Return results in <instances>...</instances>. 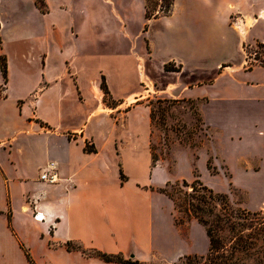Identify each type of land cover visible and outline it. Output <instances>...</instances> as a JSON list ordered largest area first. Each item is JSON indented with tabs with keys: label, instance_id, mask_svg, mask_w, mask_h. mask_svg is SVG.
<instances>
[{
	"label": "crops",
	"instance_id": "obj_1",
	"mask_svg": "<svg viewBox=\"0 0 264 264\" xmlns=\"http://www.w3.org/2000/svg\"><path fill=\"white\" fill-rule=\"evenodd\" d=\"M44 3L45 12L35 10L48 35L64 25L67 8ZM139 4L143 33L132 31L129 14L117 15L115 29L105 36L92 15H82L76 27L70 19V43L57 38L39 52L38 86L25 100L10 95L11 64L5 61L0 264H29L26 253L34 264H117L68 251L67 243L141 263L206 254V234L201 245L191 230L187 240L175 227L173 239L165 235L151 191L167 178L162 165L152 163L150 108L130 102L143 94L135 91L139 78L147 96L153 87L155 95L195 100L214 139L241 149L249 171L264 176V67L246 70L243 50L264 44V0H174L169 15L150 20L144 17V0H135ZM22 35L12 34L16 54ZM141 36L146 52L137 54ZM97 46L101 49L93 51ZM167 64L179 71H165ZM99 73L115 107L103 103ZM87 144L94 153L84 151ZM50 168L57 176L54 184L39 178Z\"/></svg>",
	"mask_w": 264,
	"mask_h": 264
},
{
	"label": "rangeland",
	"instance_id": "obj_2",
	"mask_svg": "<svg viewBox=\"0 0 264 264\" xmlns=\"http://www.w3.org/2000/svg\"><path fill=\"white\" fill-rule=\"evenodd\" d=\"M51 1L63 4L67 8V18L63 21V26L51 30V33L47 35L46 25L35 10L36 6L41 12L46 11L44 0H0V23L3 25L0 31V57L11 64L10 95L20 100H25L36 85L38 86L37 80L42 66L39 52L47 49L51 42L58 40L57 38L64 39V43H70L69 27L66 24L70 19L76 27L75 25H80L82 15L83 17L92 15L97 18L98 31L104 34L115 29L117 15L127 16L129 14L132 31L136 32L138 29V33L145 31L146 24L140 28L143 22L142 8L140 4L135 6V0H113L112 3L107 0ZM121 5L127 9L128 13L124 12ZM145 5L146 0L143 5L144 12ZM166 6L167 3L163 0H148L146 9L151 14L159 13L161 16ZM88 23L92 24V21L89 19ZM122 26L120 25V30H123ZM90 30L85 29L84 31L90 32ZM125 30L127 31V28ZM16 31L23 34L18 54H16L12 37ZM37 34L40 35L41 41L37 39ZM141 38L136 43L137 54L146 52V40L142 36ZM76 42L75 48L79 49L80 44ZM96 49H101V47H94L93 51ZM243 50L246 53L245 67L257 66L259 63L255 58L264 62V50L257 47L255 43L243 45ZM138 63H140L139 60ZM103 78V74L99 73L98 81L102 91ZM138 80L135 82V91L143 94L135 98L137 101L131 100L130 102L131 106L136 103L145 104L150 108L152 130L150 151L151 155L162 165V173L167 178L166 184L157 189L151 188V191L156 194L153 202L158 209L168 240L173 239V228L175 227L184 240L188 239L191 230L195 241L201 245L205 232L194 220L183 225L175 224L177 214L173 204L160 192L161 189H168L167 184H181L182 181L190 184L199 179L215 193L226 194L233 206L251 213L264 214V176L249 171L251 168L248 161L241 157L243 153L241 149L230 150L220 138L221 142L214 139L213 133L204 126L199 116L198 103L195 100L176 99L159 93L155 95L153 87H151L150 96H147L144 92L147 90L145 81H141L140 78ZM104 82L106 85L105 78ZM103 103L106 107L117 105V102L112 100L109 91L108 94H104ZM89 251L87 250L86 253L88 254ZM206 254L183 256L172 263L145 264H186L185 257H190V264H208V261L201 259ZM195 259H199V263H196ZM247 264L254 263L249 261Z\"/></svg>",
	"mask_w": 264,
	"mask_h": 264
},
{
	"label": "trees",
	"instance_id": "obj_3",
	"mask_svg": "<svg viewBox=\"0 0 264 264\" xmlns=\"http://www.w3.org/2000/svg\"><path fill=\"white\" fill-rule=\"evenodd\" d=\"M167 3L161 16H167L171 12L174 0H163ZM145 5L144 17L146 20L160 17L159 13L151 14ZM146 30V27H145ZM257 47L264 50V44L256 42ZM245 52V51H244ZM246 54V53H245ZM2 58V59H1ZM263 66L264 62L255 58ZM165 71H179L170 64L164 66ZM246 70L252 67L247 66ZM0 71L6 80V62L0 57ZM104 94H108L107 87L102 81ZM86 153H94L92 146L86 145ZM157 160L152 156L153 166ZM121 180L124 178L122 176ZM160 192L164 194L173 204L176 225H183L192 220L196 221L205 231L208 238V252L204 261L208 264H264V217L263 213H251L239 207L233 206L226 194L215 193L205 186L199 179L188 184H167ZM66 249L79 250L82 253L94 256L105 263L117 264H145L133 259L125 258L122 254H108L92 249L87 254L80 246L72 243L66 244ZM29 264H34L28 253H26ZM199 263V259H195ZM185 263L190 264V257H185Z\"/></svg>",
	"mask_w": 264,
	"mask_h": 264
},
{
	"label": "built area",
	"instance_id": "obj_4",
	"mask_svg": "<svg viewBox=\"0 0 264 264\" xmlns=\"http://www.w3.org/2000/svg\"><path fill=\"white\" fill-rule=\"evenodd\" d=\"M53 168H50L49 171H44L43 173H41L40 175V180L43 182H46L48 184H54L57 182V176L56 174L53 172Z\"/></svg>",
	"mask_w": 264,
	"mask_h": 264
},
{
	"label": "bare ground",
	"instance_id": "obj_5",
	"mask_svg": "<svg viewBox=\"0 0 264 264\" xmlns=\"http://www.w3.org/2000/svg\"><path fill=\"white\" fill-rule=\"evenodd\" d=\"M39 220H42V217L41 216H39Z\"/></svg>",
	"mask_w": 264,
	"mask_h": 264
}]
</instances>
